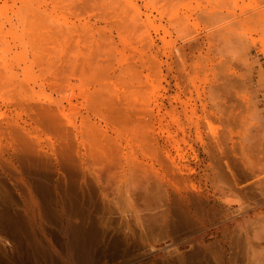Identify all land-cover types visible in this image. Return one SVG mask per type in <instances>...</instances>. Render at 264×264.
Instances as JSON below:
<instances>
[{
  "label": "bare ground",
  "instance_id": "obj_1",
  "mask_svg": "<svg viewBox=\"0 0 264 264\" xmlns=\"http://www.w3.org/2000/svg\"><path fill=\"white\" fill-rule=\"evenodd\" d=\"M15 1L14 2L17 4V0H15ZM21 1H23V0H21ZM48 1L50 2V0H48ZM61 1L65 2L67 0H65V1L61 0ZM73 1H75V0H73ZM80 1H83V0H80ZM86 1L90 2L91 0L90 1L86 0ZM102 1H101V3H102ZM132 1L133 0H130L131 3H132ZM213 1L215 2V0H213ZM7 2H6V6H7L6 10H8V7H9V4ZM70 2H71V0H70ZM93 2H96V5H97V1H92V5H94ZM113 2H115V1L113 0ZM125 2H128V0L127 1L125 0ZM46 3H47V1H46ZM59 3H60V1H59ZM111 3H112V1H111ZM117 3H116V5H117ZM3 4H4V6H3ZM31 4L33 5V3H31ZM37 4H38V2H37ZM44 4H45V2H44ZM56 4H58V1ZM132 4H134L136 6L135 3H132ZM251 4L252 3H250V5ZM11 5L12 4H10V8H11ZM32 5H29V6L32 7ZM40 5L43 6V4H41V2H40ZM52 5H53V3H52ZM65 5L69 7L70 4H65ZM73 5H76V4L72 3V6ZM107 5L110 6L112 4L108 3ZM252 5H254V4H252ZM257 5L259 6L260 4H258V2H257ZM6 6H5V3L3 2L0 7H6ZM16 6L17 5H15V7ZM46 6H47V4H46ZM46 6H45V8H46ZM62 6H63V4H61V7ZM81 6H82V4H81ZM102 6L99 7V9L102 8ZM135 6H134V8H135ZM230 6H232V4H230ZM58 7H60V6L58 5ZM76 7H77L76 10H78V9L80 10V8H81V7L78 8L79 5H77ZM76 7L74 6V7H71L70 9H72V8L75 9ZM88 7H89V4H88ZM90 7H94V6H90ZM107 7H106V9H107ZM233 7H234V5H233ZM32 8L34 10L35 7H32ZM32 8H31V10H32ZM39 8H41V7L39 6ZM63 8H65V7L63 6ZM89 8H87V10ZM1 9L3 10V8H1ZM18 9H19V6L17 7V11H18ZM104 9H105V4H104ZM104 9L102 8V10H104ZM120 9H121V4H120ZM9 10L11 11V9H9ZM9 10L7 11V14L9 12ZM39 10H44V9L41 8ZM50 10L52 11L53 9H50ZM89 10H92V8ZM93 10L96 11V7H95V9L93 8ZM137 10H140V8ZM5 11L4 12L2 11V13H6ZM17 11H15V12H17ZM47 11H49V10H47ZM53 11H55V9ZM68 11L69 10H67V13H69ZM83 11H85V10L83 9ZM83 11L80 13H83ZM106 11L107 10H105V13H106ZM263 11H264V9H263ZM12 12H14V8H13ZM21 12H22V7H21ZM73 12L77 13L78 11L73 10ZM113 12H114V9H113ZM119 12L120 11L118 9V13ZM124 12L125 11H123V14H124ZM139 12H141V11H139ZM35 13L37 14L38 11ZM40 13H38L39 16H41ZM59 13H62V12L60 11ZM64 13H65V11H64ZM64 13L62 14V16H64ZM70 13H72V12H70ZM89 13H90V18H91V16H92L91 12H87V14L86 13L85 14L83 13V14L88 16ZM97 13L98 12H96V14ZM118 13H115V14H118ZM143 13H145V12H143ZM19 14L21 15L22 13H19ZM19 14H18V16H19ZM38 14H37V17H38ZM78 14H79V12H78ZM108 14H109V11H108ZM202 14H204V13H202ZM217 14H219V13H217ZM259 14H261V13H259ZM2 15H4V14H2ZM29 15H30V13H29ZM42 15H43V13H42ZM49 15L50 14H48V16ZM51 15H53V13H51ZM250 15H252V13ZM46 16H45V18H46ZM62 16H60V17H62ZM70 16H71V14H70ZM75 16H77V14ZM99 16H100L99 19L102 18L101 17L102 13ZM148 16L150 17V15H148ZM12 17H13V15L11 16V18ZM15 17L18 18L17 16H14V18ZM51 17H53V16H51ZM84 17H86V16H83V18ZM121 17H123V15ZM203 17L206 18V16H204V15H203ZM4 18H5V20H7L5 15H4ZM11 18L8 17V20H7L8 23H9V21H11ZM34 18H36V17H34ZM62 18L64 19L65 17H62ZM67 18H69V17H66V19ZM90 18H89V21H90ZM113 18L111 17V19H113ZM18 19H21V18H18ZM38 19L45 20L43 18H38ZM53 19H54V17H53ZM79 19H81V18H79ZM119 19H121V18H119ZM125 19L130 20L127 17ZM178 19H177V22L179 21ZM258 19H259V16H258ZM41 20H40V22L39 21L38 22L42 24V27L45 26V28H46L48 25L50 26L51 22L49 23V21H48V24L45 22V21H47V19L44 21L47 26L44 25L45 23ZM103 20H106L105 17L103 18ZM114 20H116V17ZM127 20H126V22H127ZM149 20H152L151 17L148 19V22H146V23H149ZM12 21L14 22L15 20H12ZM19 21L20 20H18V24H20ZM35 21L34 22L32 21V23H35ZM63 21L66 22L65 19ZM71 21L73 22L72 19L70 20V22ZM74 21H75V19H74ZM96 21L94 23L97 24ZM109 21H107V22H109ZM139 21L140 20L138 19V23H139ZM142 21H144V19ZM146 21H147V19H146ZM24 22H26V21L24 20ZM58 22H60V21H58ZM58 22H57V24H58ZM81 22H79V23H81ZM86 22H84V23H86ZM115 22L116 21H114V24L113 23H111V24L115 25ZM126 22H124V24ZM150 22L153 23V21H150ZM173 22H175V20ZM27 23L29 25L28 28H25V26L23 27V28L27 29V31H28L29 27H30V29L32 27H35L34 25L31 27V25L29 24V23H31V19H30V22L28 21ZM118 23L120 24V22H118ZM143 23L144 22H142V27H144ZM0 24L2 25V22ZM13 24H16V23H13ZM65 24H64V27H65ZM98 24H99V22H98ZM134 24L136 25L135 22L132 25H134ZM1 25H0V27H1ZM51 25L53 28L56 27V24L51 23ZM62 25H59V26H62ZM92 25L94 26V24H92ZM92 25H90V26H92ZM106 25L105 26L103 25V27H107ZM135 25H134V27H135ZM37 26L39 27V25H37ZM59 26H57V27H59ZM66 26H68V25H66ZM72 26H74L75 29L77 27V26L72 24L71 28H72ZM81 26H82V28L84 27L83 25H81ZM81 26L79 28L80 31H81ZM86 26H85L86 29L91 28L87 24H86ZM123 26H120V27L118 26L120 28L119 30H121V27H123ZM125 26H127V24ZM125 26H124V28H125ZM129 26H131V25L129 24ZM14 27L16 28V26H14ZM18 27H20V26H17V28ZM97 27H99V26H97ZM101 27L102 26L100 25V28ZM134 27H133V29H134ZM142 27L140 26V32H141V30L143 31ZM21 28H20V30H22ZM59 28H61V27H59ZM59 28L57 30H59ZM96 28H94V31ZM107 28H105V29H107ZM124 28H123V30H124ZM228 28H230V27H227V31H228ZM99 29H97V30L100 33L101 31H99ZM112 29L113 28H111V30ZM10 30L12 31V29H10ZM34 30L37 31V28L35 27ZM46 30H48L50 32L49 29H46ZM83 30L84 29H82V31ZM91 30H93V28ZM91 30H90V33H91ZM129 30H132V29H129ZM138 30H139V27H138ZM11 31L6 33V34L9 35L11 33V35H12L14 32H11ZM48 31L43 30V32H45V33ZM113 31H115V30L113 29ZM126 31H125V33H128ZM16 32L19 34L18 29H17V31L15 30V33ZM21 32H23V31H21ZM49 32L47 34L50 35L51 33H49ZM57 32H58V34L60 32H63L61 34L66 33L65 29H64V31L60 30ZM98 32L95 31V33H98ZM216 32L217 31H215V33ZM2 33H5V31ZM17 33H16V37H17ZM33 33H34V31H33ZM33 33H32V35L28 36V41L25 40V42L27 41L26 43L29 42L28 46H30V43H31L32 47H34V52H33V54L31 53L32 54L31 57L28 56V51L26 50L27 47L25 48V45H26V43L24 42L25 36L24 35L19 36L22 33L18 35V41L19 40L20 41H19V44H17V45H21V46L24 45L25 49L21 48L23 51L20 50V52H19V49H18V51L16 50V52L12 51L13 50L12 48L13 47L15 48V46H17L16 44H14L15 43V40L13 39L15 37L14 35H12V36H14L12 38L14 43L12 46L10 44L11 49L8 50L10 47L6 46V47H8L6 49V47L3 46V48L4 47L5 48L0 51V250L2 251V253H0V256L2 255V257H0V264H9V263L10 264H54L53 260H52L53 258H50V256H49L48 249L40 241L41 240L40 238L42 237V235L40 236V238L38 236L39 231H41V232L44 231V229H43L44 219L41 216L42 215L41 210L44 207H46L48 211H51L49 213L51 215L50 218L52 216L54 217V218L52 217V221L55 220L62 227V229H64V231L66 232V236H67L68 242H69V246H68L67 251H70L72 253L77 264H92L93 261H96V260H93L95 258V256H96V259L98 256V254H95V247L97 249H100V250H101V248H98L97 247L98 245L93 247V245L94 244L96 245L98 242L97 240L100 239L99 238V236H100V232H99L100 229L99 228H101V226H106V224H107V226L108 225L112 226L113 224H117V225L119 224L118 226L120 227V224H122V228H125V230H127L126 227L128 228L127 225L129 224L128 223L129 221L127 219H129L128 217L130 216V214L132 212L131 210H130L129 216L127 217L126 216L127 214L124 215L125 213L123 214L122 212L119 211V209H116V207H114L113 209H116L117 213L119 211V213H118L119 220L116 219L117 221L114 220L116 218V215H114V216L112 215L113 217H115L113 220H112L113 217L105 216V214H107V212H111L110 214H112V212L114 211L113 209H109V206L111 208V205H110L111 201L112 200L115 201L114 199H116V201L118 199L122 200L123 198H121V196H124L125 194L128 195L129 199H131L130 203L133 202V204H132L133 205V213L135 215V218L137 219V223L142 224L143 222H147L150 225L152 224L153 228L158 223H159V225L161 223L163 225L164 230L161 229L159 225H157V226H159V228L156 226L157 230L159 231L161 229V231H159V232H162V230L164 232L166 230L165 229L166 226H164V225H169V223L172 225V228H173V231H171V232H175V230L179 229L180 226L181 227L187 226L189 224V222H191L190 221L191 218L189 217V214H187L184 211H181L182 209L180 211H177L176 213H175V211H173V215L176 216V222L173 221L174 220L173 218L172 219L170 218L171 203H172V200H170L172 197L170 198V196L173 195V196L179 197L178 198L179 200H189V199L195 198V200H197V202L198 201L199 202H207V204H208V203H210V200L212 199L211 194H210V188L205 186V187L201 188L200 190H196L193 192L192 191L193 189L190 190L192 187L189 189V187H187L185 185L182 186V184L187 185V183L193 182V178L190 175V172H189L190 169L189 168L187 169L189 164L186 163L187 162L186 156H185V153L183 152L184 148L181 147L182 145L180 146L181 140L176 138L178 134L175 133L176 135H174V133L171 130L169 125H165V124L163 125L162 122L160 124L161 126L157 125V122H156L158 120L157 117H160L161 121L163 120V116L161 114V111H162L163 107H165V105L160 106L159 99L152 100L153 99L152 95H154L153 94L154 93L153 87H155V84L153 83L154 86L152 85L153 87H149V85H151L152 83L149 82V80H147L146 78H145L146 79L145 81L142 79V81H144V83H145L144 84L143 82H141V84L143 83L142 85L141 84L140 85L133 84L130 81L131 78H130V80L127 79V83H129V84H126L125 81H126L127 75L126 76L123 75V77H121L122 73L124 72V70H123V72L121 71L122 73L120 72L121 74H119V76L122 78V80H124L123 82L127 85L126 86L124 84L126 88L121 89V87H118L120 89H115V88L113 89L111 87V83H109L108 79H106V77H105L106 72H104V69H103V66H106V64L107 65L111 64V63H107L103 60V59H105V56L107 57V55L108 54L110 55V53H108V54L106 53L107 55L105 53H104L105 55L103 54L104 58L101 60L102 62L103 61L105 62L104 63L105 65H103L102 62H100V58H99L100 56L103 57L102 52H98V50H100V49H98V50L96 49V45H99L97 43V37L99 38L98 41L100 40V38H102L104 40L109 39V38H105L106 36L105 37L103 36L104 38L101 37L103 35L102 34L103 32L101 33V35L99 34V36L96 37V41L95 40L92 41V43H91L92 48L91 49L87 48V50L88 49H90V50H88L87 53L85 52L86 55H84L82 59H80L82 56L79 58V56L71 55V54H70L71 56L69 55V57H67L66 55H64L65 53H63L64 50H63V52H60V51L55 52L54 50H52L53 53L47 52L48 50L47 49L44 50V49L46 48L45 46L49 42L48 41L46 42L45 40L49 39V35L45 34L46 37L48 36L47 37L48 39H46L45 35H40L39 32H38L39 35H38V33H37V35L36 34L33 35ZM68 33L71 34L70 32H68ZM82 33H84V32H82ZM90 33H89V35H90ZM104 33H106V32L104 31ZM122 33H123V31H122ZM133 33H134V31H133ZM135 33H137V32H135ZM217 33H219V31ZM229 33L227 32V34H229ZM58 34H56V37ZM86 34H87V32H86ZM142 34L143 33H141V35ZM1 35L2 34H0V37H2L1 39H3L4 35L3 36H1ZM52 35L54 36L53 38L56 41L55 34H52ZM52 35L50 38H52ZM71 35H73V33ZM71 35H69V36H71ZM77 35H79V33ZM106 35H107V33H106ZM130 35L132 36V33ZM136 35L138 36V33ZM230 35H231V33L228 36H230ZM62 36H60V37H62ZM73 36L75 37L76 34L74 33ZM73 36H72V39H73ZM90 36H88V37L86 36L87 40L89 39ZM107 36H109V35H107ZM119 36H121V35H119ZM16 37H15V39H16ZM92 37H94V35L91 36L90 38H92ZM122 37H120V38H122ZM58 38H59V36H58ZM64 38H65V36H64ZM68 38L70 41L71 37H68ZM80 38H81V35H80ZM84 38H83V40L86 39V38L85 39ZM113 38H112V40H113ZM126 38H127V34H126L124 39L126 40ZM131 38H133V37H131ZM221 38L225 39V37H223V35ZM226 38H228V37H226ZM231 38H233V37H231ZM60 39H63V38H60ZM146 39H147V36L145 38V41H147L146 43L149 42V44H147V45H150L151 41H148V39L147 40ZM5 40H6V37H5V39H3L2 42H4ZM50 40L51 39H49V41ZM52 40H51V42H52ZM63 40H62V42H63ZM73 40H74L73 43H75V39H73ZM77 40H78V43L81 45V43L79 42V41H81V39L77 38ZM87 40H85V41L88 45ZM221 40H223V39H221ZM230 40L231 39H229V43L232 42ZM10 41H12V40L8 39L5 41L6 43L4 42L5 44H2V45H6ZM58 41L59 40H57V42ZM64 41H66V40H64ZM21 42L23 45L20 44ZM57 42L53 43L52 48H53L54 44H57V45L59 44V46H60V43H57ZM67 42H68V40H67ZM71 42L70 43L68 42L70 45L67 44L69 46V48H70V46L72 48V49L70 48L71 49L70 52L73 51V49H76L77 47L80 46L79 44H76V43L75 44L79 45V46H77V47L73 46L74 44L72 43V45H71ZM128 42H130V41H128ZM224 42L226 44L227 41H224ZM224 42L222 41V43H224ZM0 43H1V41H0ZM146 43L144 46L145 48L148 47L146 45ZM112 44L114 45V43H111V45ZM152 44H153V42H152ZM43 45L45 48L42 49ZM91 45H89V46H91ZM101 45H103V44H101ZM104 45H105V43H104ZM62 46L63 45H61L59 47V48H61V51L63 49ZM100 46H98V48ZM136 46L137 45H135V48H136ZM0 47L2 48V46H0ZM84 47H87V46H84ZM84 47H83V50H84ZM102 47L103 46H101V48ZM107 47H109V46H106V49H107ZM48 48H49V46H48ZM64 49L66 52L67 47ZM81 49H78L80 51L79 52L80 54L82 53ZM78 50L77 49L74 50V53L77 52ZM85 50H86V48H85ZM110 50H112L111 47H110ZM130 50H131V48H130ZM10 51L14 52V54L11 55L10 57H8V54H10L8 52H10ZM103 51H105V50H103ZM67 52H68L67 54H69V50H67ZM100 53H101V55H99ZM114 55H115V53H114ZM160 55H162V54H160ZM129 56H131V55H129ZM139 57H137V58H139ZM150 57H152V56L150 55ZM155 57H154V59H155ZM151 59L153 60V58H151ZM156 59H155V61H153V63L152 62L151 63L157 64ZM14 62H15V64H16V62H20V63L23 62V65H21L19 63H17L15 65ZM109 62H112V61H109ZM122 63H124V58H123ZM146 65H148V64H146ZM110 66L112 67V65H110ZM129 68L130 67L127 68L129 70L128 73L131 71ZM134 68H136V67H134ZM146 69H149L148 66ZM154 70H155V67H154ZM137 71H134V72L136 73ZM136 74L132 75L130 72L128 75L129 76L131 75V77H134ZM138 74L136 75L137 76V78H136L137 82H138V79L142 77L141 74H139L140 77L138 76ZM147 75H148V77H150V74L147 73ZM234 75H235V73H234ZM120 77H118V78L121 80ZM220 77L221 78H220L219 82L214 84L212 87L213 92H220V91L225 92V91H227L229 89V87L233 86L232 85V84H234L233 81L236 79L235 78L233 80L234 77H232L228 72H226L225 74H223ZM122 80H121V83H123ZM136 80H134V82ZM151 80H153V79L151 78ZM117 81H118V79H117ZM139 81H140V79H139ZM146 82L147 83L149 82L151 84H149V83L147 84ZM157 83L161 87L160 83L159 82H157ZM149 88H152V90H150ZM156 89L158 90L160 88H156ZM74 90L79 91V94L81 95L80 97H82L83 102H84L86 113L79 114V112L75 110L76 108L73 109L72 105L75 104L74 99H76L75 98L76 96L74 95ZM228 92H230V91H228ZM228 94H229V100H217L215 102V104H214L215 112L206 113L204 116L205 120H204L203 124H201L199 121H197V123H195L197 125V129L200 130L201 133L203 132V129L207 127L206 126L207 123H210L209 129L207 127L208 131L210 130V127H211L209 134L206 135L207 137L205 136L206 142L205 141H204L205 143L201 142V144H204L203 145L204 156L202 157L201 161L206 163L205 164L206 169L204 172L207 173L208 179H211V181H212L211 187L214 188V191L217 192V194L218 193L221 194V193H223V191L220 189V187H218L214 183L217 182L218 180L223 181V180L228 179L229 181H232V185L234 188L238 187L237 189L239 191H242L245 193L247 191L249 193L250 197L256 195L258 197L257 199H258L259 205L264 206V159L261 157L262 158V162H261V161H259V158L257 156V153L259 154L258 151H259L260 146H264L263 145L264 142H263V138H262V135L264 132H262V134H261L260 133L262 131L260 129L261 127L259 125L255 126L256 123L254 124L253 121L252 122L250 121V119L253 118V116H252L253 114L250 115L251 117L249 115H248L249 117L247 116V112L250 113V111H248L249 106L251 107L252 111H253V109H254V111H256L258 108H257V106H255L256 108H252V106L254 107V105H255V101H254V103L251 102V104L253 103V105H248L249 100L247 101L246 99H242L238 95H236V97H235V95H233V93H228ZM218 96H219V94H218ZM157 98H159V95ZM162 100H163V98H162ZM261 102H263V101H261ZM256 103H257V101H256ZM74 106H76V105H74ZM77 110H79V109H77ZM257 111H259V109ZM215 122H217V123L214 125L213 123H215ZM179 127L182 129V131H181L183 134L182 141H186L185 138H186V136H188L187 130L184 126H181V124ZM257 127H259V128H257ZM200 135L201 134H199V136ZM201 136H203V135H201ZM191 146L192 145H190V147ZM201 148H202V146H201ZM261 148H260L261 149L260 152L263 150V147H261ZM174 150H176V154H174V152H173ZM263 153H264V150H263ZM256 156H257L258 161L260 163H257V161L254 162ZM259 156H261V154ZM250 165H255L251 168H254V167H257V168L246 171L247 167L248 166L250 167ZM243 167L246 169L244 170ZM193 170H195V169H193ZM193 170H190V171H193ZM243 170L246 172V174L248 172L249 173L248 175L255 177L254 178L255 180L252 181L251 183H246L245 185L240 186L238 183L239 179H238L237 175L244 174L245 172ZM240 173H242V174H240ZM194 174H196V173H194ZM242 176L245 177V174ZM250 176H248V177H250ZM246 177H245V179L248 178V177L247 178ZM240 178H241V176H240ZM242 180L243 179H241V181ZM195 188H196V186H195ZM163 193H164V195L166 194V196H168V199H165V197L163 199H160L161 196L159 194L162 195ZM175 199H177V198H175ZM218 199L220 200V203H221L222 199H220V198H218ZM124 200H122V202ZM164 200H166V201L164 202ZM42 201L46 202V205L44 203H42ZM116 201H115L116 205L113 204L114 202H112L111 204H113L115 206H118L117 205L118 203H119V206L122 204V208L124 207L123 209L127 210L125 208L127 205H123V203L121 201L116 203ZM125 201H127V200H125ZM125 204H128V202H126ZM174 204L175 203H173L172 206H174ZM207 204H206V206H207ZM82 205H86L88 207L87 208L88 211H86L84 209L85 211H83V214H82L83 217L81 218L83 221L79 222L75 219V217L78 214L77 212L81 211V213H82V209H81ZM198 205L199 204H197V206ZM195 206H194V208H195ZM202 206H203V204H202ZM230 206H228L229 208L227 207L228 213L226 214L225 218L223 219L224 235L228 239H230L232 237L234 232L236 233L238 230H240V231L244 230L243 220L244 221L247 220V223H248V217H250V214H251L250 213L248 215L240 216V214H243L241 212L251 211L250 209L246 210V208H247L246 206H244L245 208H243V210L245 209L246 211L245 210L239 211V214H234V212H232V210H231V212L229 211ZM92 207H95V211H92V209H93ZM128 207H129L128 209H132V208H130V206H128ZM185 207H188V206H185ZM231 207H233V206H231ZM106 208L109 210H106ZM200 208H202V210H203V207H200ZM204 208H205V205H204ZM68 209L69 210L71 209L69 213H67ZM179 209H180V207H179ZM179 209H177V210H179ZM187 209H189V208H187ZM222 209L224 210V206ZM234 209H236V208H234ZM57 211L59 213H57ZM44 212H45V210H44ZM84 212L86 213V215H84L85 214ZM123 212H124V210H123ZM75 213H77V214L75 215ZM113 214H116V213L114 212ZM47 215L48 214H46V216ZM263 215H264V213H263ZM44 216H45V214H44ZM258 218L259 217H257L256 220ZM260 218H261V216H260ZM46 219H49V218H46ZM131 219H132V215L130 216V219H129L130 223L132 221L135 222L134 221L135 219H132V220ZM87 221L89 222V224L87 223ZM171 221H173V222L171 223ZM216 221H218V219ZM254 221L255 220H253L251 223V220H250L251 224H249V225L252 226ZM133 222L131 223V225H135V224H133ZM218 222H217V224H218ZM262 222H263V220H262ZM262 222H261V224H263ZM124 223H126V225ZM123 224L126 227H123ZM149 224L147 225L148 227L150 226ZM153 224H155V225H153ZM211 224H213V223H211ZM255 224H256V221H255ZM257 224H259L257 226V229L260 232L264 231L262 228H259L261 225L260 222H258ZM152 226H150V227L152 228ZM112 227H114V226H112ZM141 227H144V226H141ZM222 227H223V225H222ZM107 228H106V231H109V230H107ZM155 228H154V230H155ZM196 228H197V226H196ZM198 228L196 230H198ZM111 229L113 231L115 228H111ZM128 229H131V228H128ZM136 229H138V228H136ZM221 229H220V231H222ZM250 229L251 228L249 227V230ZM252 229L254 230V224L252 226ZM255 229H256V227H255ZM133 230H134V228H133ZM129 231L131 232V230H129ZM144 231H146V230H144ZM166 231H168V230H166ZM220 231H218V232H220ZM255 231L259 232L257 230H255ZM255 231H253V232H255ZM197 232H201V231L198 230L195 233L197 234ZM202 232H203V230H202ZM249 232L251 233V231H249ZM256 232L253 235V237L255 236L254 237L255 239L257 237H259L258 235L264 234V232H261L258 234ZM237 233H239V232H237ZM237 233L234 234V237H235V235H238ZM140 234H142V233H140ZM217 234L219 235V233H217ZM252 234L253 233H251V235ZM144 235H146V234H144ZM144 235H143V237L145 238ZM204 235H205V233H204ZM210 235H212V234H210ZM131 237L133 238V236H131ZM241 237H242V235H241ZM245 237L248 240L250 239V237H252V236L249 237V233L247 230H245ZM197 239L198 238H196L195 240H197ZM240 239H239V243L241 245L242 241ZM42 240H43V238H42ZM134 240L138 241V238H135ZM223 240L224 239H222V241ZM234 240H233V242L232 241L229 242L228 249L231 248L232 250H234L236 247H238V244H234L235 243ZM236 240H237V238H236ZM259 240L262 241V237ZM117 241H120V240H117ZM125 241L127 242L129 240L127 239ZM211 241H213V240H211ZM227 242H228V240H227ZM263 242L264 241H262V243ZM139 243H140V241H139ZM210 243H212V242H210ZM223 243H224V241H223ZM250 243H252V242L248 241V247H250V249L248 248V250H249L250 254L248 255V257H247V255L245 257H247L248 259H252V261H253V259H255V260H257L256 261V263H257L258 260L260 261V259L262 257V255H260V252L262 253V250H264V249L259 250L258 248L259 247L264 248L263 247L264 245L261 244L260 241L256 244L253 243V245L255 244V247L253 245H250ZM185 244H188V243H185ZM193 244L194 245L191 246L193 249L192 253L190 252L191 257H192V258L191 257L190 258L193 260H190L189 257H188V260H186V258H184L183 255H181V256L178 255L179 256V257H177L178 259L176 258L173 261L171 260L172 263H169V264H177V263L186 264L188 262H190V264H207V262H204V260H203V255L205 254V252L207 253V251H208L207 249H209L207 247V245L206 244L201 245V243L196 245V242L195 243L193 242ZM240 245H239V247H240ZM246 245H247V243H246ZM99 246H100V244H99ZM241 246H243V245H241ZM203 247H205V248L207 247V249H204ZM211 247H213V245ZM243 247H244L243 249L246 248V246H243ZM255 248H257V249H255ZM245 250L246 251H244V250H242V252L240 251V254L242 253V255H243L244 254L243 252L247 253V249H245ZM257 250H259L258 251L259 254H257L258 253ZM188 251L189 250H187L186 252H188ZM226 251L227 250H225V252ZM97 252L98 251H96V253ZM176 252H177V249H176ZM209 252L211 253L212 251L209 250ZM64 253H65V251H64ZM216 253H217V251H216ZM263 253H264V251H263ZM176 254L173 253V255H176ZM256 254L260 255L259 256L260 258H258V256ZM169 255H168V257H169ZM253 255H254V257H253ZM38 256H40V258H37ZM207 256H208V253H207ZM215 256L216 255H214V257ZM233 256H237V255L235 254ZM234 258L236 259L237 257H234ZM234 258L232 257V254H231V256H229V259L232 260L233 263L235 262ZM241 258H243V257H241ZM241 258H239L238 260H240ZM165 259H166V257H165ZM227 259H228V257H227ZM248 259L245 258V260H244V258H243V260L241 259L240 262L238 261V264H242L244 262L241 263V261H246V260L248 261ZM262 259L263 260L260 262H261V264H264V256ZM160 260H162V259H160ZM215 260H217V259H215ZM259 263H257V264H259ZM162 264H167V262L163 261ZM249 264H250V262H249Z\"/></svg>",
  "mask_w": 264,
  "mask_h": 264
},
{
  "label": "rangeland",
  "instance_id": "obj_2",
  "mask_svg": "<svg viewBox=\"0 0 264 264\" xmlns=\"http://www.w3.org/2000/svg\"><path fill=\"white\" fill-rule=\"evenodd\" d=\"M14 1L15 0H6V1L5 0H0V6L2 5L3 2L5 3V6H6V2H7L9 4L8 10L11 9V11L9 10V12H8V14L10 13L9 14L10 16H9L7 14L8 10H6L7 6L6 7H0V9L3 8V10L1 9L3 12L6 10L5 11L6 13H2V11L0 10L1 11L0 12V21L2 20L1 21L2 25L0 24L1 25V27H0V32L1 33L0 34H2L1 36L4 35L6 37V40H8V39L12 40L9 43H7L6 45H2V44L6 43L5 42L6 40L4 41L5 42L4 43L2 41H3V39H5V37L3 36V39H1L2 37H0V39H1L0 40L1 41L0 46H2V48L0 47V51L2 49H4L6 46L10 47L8 49V50H10L11 46L14 43L13 39L15 40L14 44H16V45L19 44L20 40L18 41V35L21 34V33L22 34L19 35V36L24 35L25 36L24 37V42H25V40L28 41V36L32 35L33 31H34L33 35H35V34L37 35L38 32L40 33V35H45V34L49 35V34H47L49 31L46 30V29H49L50 30L49 33H51L49 35V39H51V40L53 39V40H52V42H51V40L49 41V39L47 38L48 36L46 37V35H45L46 39H48V40H45V41L46 42L48 41L49 43H47V45L45 44L46 48L43 45L42 49L43 48H45L44 50L47 49L48 50L47 52H52V50H54L55 52H58V51L63 52V50H64L63 53H65L64 55H66L67 57H69V55L71 54V55H77V56H79V58L82 56L80 58V59H82L83 56L86 55L87 51L92 48V45H91L92 41L93 40L96 41V37L99 36V34L101 35V33L103 32L102 33L103 35L101 37H103V36L105 37L106 36L105 38H109V39L104 40V39L100 38V40L98 41L99 38L97 37V43L99 45H96V49L97 50L100 49V50H98V52H102V55L104 53L105 54L106 53L107 54L110 53V55L106 54L107 57L105 56V59H103L105 54L103 55V57L100 56L99 58H100V62H102L101 60L103 59L105 62L111 63L110 65H112V67L110 65H107V64H106V66H103L104 72H106L105 73V77H106V79H108V82L111 83V87L113 89L114 88L115 89H120L118 87H121V89L126 88L125 85L129 84V83H127V79L130 80V78H131L130 81L133 84H135V85H140L141 82L144 83V81L147 79V80H149V82L152 83L151 84V83L148 82L149 84H151V85H149V87H153L154 84H155V87L157 86L156 88H160V89L157 90L155 87H153L154 88V93H153L154 95H152L153 96L152 100L159 99L160 106L165 105V107H163V109L161 111V114L163 116V120L161 121L160 117H157L158 120L160 121V122L158 120L156 121L157 125L161 126L160 124L162 122L163 125L165 124V125H169L170 126V128L173 131L174 135L178 134L176 138L181 140V143L180 142L179 143H180V146L182 145L181 147L184 148L183 152L185 153L186 161H187V162L186 161L185 162L190 165V166L188 165L187 169L188 168L190 170L195 169L193 171L189 170L190 175L193 178V182L187 183V185L186 184H182V186L185 185V186L189 187V189L192 187L190 190L193 189L192 190L193 192L196 191V190H200L201 188H203L205 186L210 188V194H211V198L212 199L210 200V203H208V204H207V202H199V201L197 202V200H195V198L194 199H189V200H179L178 199L179 197H176V196H173V195L170 196V198L172 197L170 199V200H172L170 218L171 219L173 218L174 219L173 221L176 222V216L173 215V211H175V213H176L177 211H180L181 209H182L181 211H184L187 214H189V217L191 218L190 219L191 222H189V224L187 226H184V227L180 226L179 229H176V230L174 229L175 232H171V231H173V228H172V225L170 223H169V225H164V226H166L165 229L168 230L169 232L166 231V230L163 232L164 228H163V225L161 223H160V225H159V223L157 225H159L160 228L163 229L162 232H159V231H161V229L159 231L157 230V227L159 228V226H157V225H156L157 227L154 226V228L156 227L155 230H154L152 224L150 225L147 222H143L142 223L143 225L140 224V223H137V219L135 218V215L133 213V205H132L133 202L130 203L131 199L128 198V195L125 194L124 196H121V198H123L122 200H124V199L127 200V201L124 200L125 202L124 201L122 202V200H119L118 198H117L118 199L117 201H116V199H114V200L116 201V203L121 201L123 203V205H127L125 208L129 212L127 210L123 209L124 207L122 208V204L119 206V203H118L117 205L119 207L115 206L116 205L115 201L112 200L111 203L114 202L113 204H115V205L110 203L111 208L109 206V209H113L114 207H116V209H119L120 212H122L123 214L125 213L124 215L127 214L126 215L127 217L129 216L130 210H131L132 212H131L130 216L132 215V219H135L134 221L136 223L132 221L133 224H135V225H131L132 222L130 223V220H129L130 216H129L128 217L129 219H127L129 221L128 222L129 224L127 226H128V228H131V229H128L126 226H124V224L126 225V223L123 224V227H126L127 230H125V228H122V224H120V227L118 226L119 224L118 225L117 224H113L112 226H114V227H112L111 225L107 226V224H106V226H101V228H99L100 229L99 230V232H100L99 238L100 239L97 240L98 242H97L96 245L95 244L93 245V247L98 245L97 247L101 248V250L97 249L95 247V254H98V256H97V259H96V256H95V258L93 260H96L97 262L93 261L92 264H94L95 262L97 264H160L161 262L163 263V261H165V262H167V264H169V263H172L173 260H175L177 257H179L181 255H183L184 258H186V260H188V257H189L190 260H193V259H191L192 258L191 257V253H192V250H193L191 246L194 245L193 242L194 243L196 242V245L200 244V243H201V245L202 244L203 245L206 244L207 247L209 248V249H207V247L206 248L203 247L204 249L208 250L207 251L208 256H207L206 252L203 255V260H204V262H207V264H209V263L210 264H212V263L213 264H238V261L240 262L241 259L242 260H243V258H244V260H245V258L248 259L247 257L250 254L249 250H248V248L250 249V247H248V241L252 242V243H250V245H253V243L256 244L259 241L261 242V244L264 245V242L262 243V241H264L263 240L264 239V234L263 233H262L263 235H258L260 238L257 237L255 239L254 238L255 236L253 237V235L256 232L255 230L259 231L257 229V226L259 224H257V223L260 222V224H261L262 220H263V222H262L263 224H261L259 228H262L264 230V228H263L264 227L263 226L264 225V215H263L264 206L263 205H259V202H258V199H257L258 197L256 195L250 197L249 193L247 191H246V193L242 192V191H239L237 189L238 187L234 188L233 185H232V181H229L228 179L227 180H223V181L218 180L217 182L214 183L215 185L220 187V189L223 191V193H221L222 195L219 194V193L217 194V192L214 191V188L211 187V185H212L211 179H208L207 173L204 172L205 169H206V167H205L206 163L201 161L202 157L204 156V148H203L204 144H201V142L202 143L206 142V137H207L206 135L209 134V132L211 130V127H210V130L208 131L210 123H207L206 126L208 127V129H207V127L204 128L202 133L200 132V130L197 129V125L195 124V123H197V121H199L201 124H203V122L205 120L204 119L205 114L208 113V112H215V109H214L215 102L217 100H229V94L228 93H233V95H235V97H236V95H238L242 99H246L247 101L249 100L248 105H253V103L255 101V105H254V107L252 106V108H256L255 106H257L259 111H257L258 109L257 110L255 109L256 111H254V109H253V111H252L251 107L249 106L248 111H250V113L247 112V116L248 115L250 116L251 114H253L252 115L253 118H251V119L249 118L250 121L251 122L253 121L254 124L256 123L255 126L259 125L261 127L260 128L262 130L260 132L261 134H262V132H264V11H263V9H264V3H263L264 0H259V1L258 0L257 1L256 0H230V1L229 0H222V1L221 0H215V2L213 0H136V1L133 0L134 2L132 1V3H135L136 6L134 4H132L130 2V0H128V2H125V0H114L115 2H113V0H103V1L102 0H100V1L99 0H91V1L89 0L90 2H87L86 0H83V1H80V0L73 1V0H71V2H70V0H67V1L64 0L65 2H63L61 0H50V2L48 0H44V1L42 0L43 2L41 0H23V1H21V0L18 1L17 0V4L15 3L16 1L15 2ZM36 1L38 2V4H37ZM46 1H47V3H46ZM57 1H58V4H56ZM59 1H60V3H59ZM92 1H97V5H96V2H93L94 5H92ZM101 1H102V3H101ZM111 1H112V3H111ZM30 2L33 3V5ZM40 2H41V4H43V6L40 5ZM44 2H45V4H44ZM257 2L261 6L260 5L258 6ZM52 3H53V5H52ZM64 3L65 4H70L71 6L69 5V7H68ZM72 3L73 4L75 3L76 5L72 6ZM80 3L82 4V6H81ZM108 3L112 4V5L109 6V5H107ZM116 3H117V5H116ZM250 3H252L254 5H252V4L250 5ZM10 4L13 5V6L11 5V8H10ZM46 4H47V6H46ZM61 4H63V6L65 8H63V6L61 7ZM88 4H89V7L90 6H94V7H90L89 8ZM104 4H105V9H104ZM120 4H121V9H120ZM230 4H232V6H230ZM15 5H17V6L15 7ZM29 5H32V7H35L34 10ZM58 5L60 7H58ZM77 5H79L78 8L81 7L82 9L80 8V10L79 9L76 10L77 9V7H76ZM233 5H234V7H233ZM3 6H4V4H3ZM18 6H19V9L17 11V7ZM39 6L42 9H44V10H39V9H41V8H39ZM45 6H46V8H45ZM74 6L76 8L75 9L72 8V9L74 11H78L80 15L78 14V12L75 13V12H73L72 9H70L71 7H74ZM101 6H102V8L104 10H102V8L99 9V7H101ZM134 6H135V8H134ZM12 7L14 8V12H12L13 11ZM21 7H22V12H21ZM30 7L32 8V10H31ZM86 7L89 8V9L92 8V10H89V9L87 10ZM95 7H96V11L93 10V8L95 9ZM106 7H107V9H106ZM117 8L120 11L119 13H118V9ZM139 8H140V10H137ZM50 9H53V10L55 9L56 12L53 11V10L51 11ZM83 9L85 11L86 10L87 11L85 12V11H83ZM113 9H114V12H113ZM47 10H49V11H47ZM67 10H69L68 11L69 13H67ZM105 10H107L106 11L107 14H108V11H109L108 15L105 13ZM15 11H17V12H15ZM37 11H38V13L41 12L40 13L41 16H39V14L37 13L38 14V17H37V14L35 13ZM60 11L62 13H59ZM64 11H65V13H64ZM82 11H83L84 14L85 13L87 14V12H91V15H92L91 18H90V13L87 16V15H84L83 13H80ZM123 11H125L124 14H123ZM139 11H141V12H139ZM70 12H72V13H70ZM96 12H98V13L100 12V13L96 14ZM143 12H145V13H143ZM19 13H22V14L20 15ZM29 13H30V15H29ZM42 13H43V15L44 14L45 15L43 16ZM51 13H53V15H51ZM63 13H64V16H62ZM101 13H102V16H101L102 18H100L101 19L100 20L99 19V17H100L99 15ZM115 13H118V14H115ZM202 13H204V14H202ZM217 13H219V14H217ZM251 13H252V15H250ZM259 13H261V14H259ZM2 14H4L6 16L7 20H8V17L11 18L12 15H13V17L11 18V21H9V23H8V21L5 20L4 15H2ZM18 14H19V16H18ZM48 14H50L49 15L50 17L48 16ZM70 14H71V16H70ZM76 14H77V16H75ZM109 15L112 18L113 17L114 18L111 19V17ZM122 15H123V17H121ZM148 15H150L152 20H149V23H146V22H148V19L150 18ZM203 15L206 16V18L203 17ZM257 15L259 16V19H258ZM14 16H17L18 18H21L23 21L21 19L16 18V17L14 18ZM45 16H46V18H45ZM51 16H53L54 19ZM60 16L65 17L64 19L66 20V22L63 21L64 19L62 17H60ZM83 16H86L87 18L84 17L85 18L84 19ZM34 17H36V18H34ZM66 17H69V18L66 19ZM76 17L78 19L81 18V19H79L80 21ZM104 17H105V19L107 21L110 20L111 22L109 21L110 22L109 23L106 20H103ZM115 17H116V20H114ZM118 17L121 18V19H119ZM126 17L128 19H130V20L125 19ZM38 18H43L45 20L47 19V21L41 20V19H38ZM89 18H90V21H89ZM30 19H31V23H32V21L34 22L37 19L35 21L36 24L35 23H32V24L29 23L31 25V27L34 25L37 28V31H35L36 29L34 30L35 27H32L31 29L29 27L28 31H27V29H25V28H28L29 25H28L27 22L28 21L30 22ZM71 19L73 20V22L72 21L70 22ZM74 19H75V21H74ZM138 19L140 20L139 23H138ZM143 19H144V21H142ZM146 19H147V21H146ZM177 19L180 22L179 21L177 22ZM12 20H15V21L13 22ZM18 20H20L19 21L20 24H18ZM24 20L26 22H24ZM40 20L43 21V22L45 21L47 24H48V21H49V23L51 22L52 24H56V27L53 25L55 27V28H53L51 23H50V26L49 25L47 26L46 23L44 22L45 23L44 25H46L47 27L45 28V26H43L44 27L43 28L42 24L39 23ZM113 20L116 21V22L117 21L120 22V24L123 22L122 24L124 26L127 24V26H125V28H124V26L122 24L120 25L118 22L117 23L115 22V25H113L114 24ZM126 20H127V22H126ZM174 20H175V22H173ZM58 21H60V22H58ZM95 21L97 22V24L94 23ZM150 21H153V23L150 22ZM57 22H58L59 25H62V24L63 25L59 26L57 24ZM79 22H81V23H79ZM84 22H86V23H84ZM98 22H99V24H98ZM124 22H126V23L124 24ZM134 22L136 23V25L134 24L135 27H134V25H132ZM142 22H144L143 23L144 27H142ZM13 23H16V24H13ZM111 23H113V24H111ZM64 24H65V27H64ZM72 24L77 26L76 29H75L74 26H72L73 29L71 28ZM86 24L89 25V27H91V28L90 29L89 28L86 29V27H87ZM92 24H94L95 27ZM129 24L132 27L129 26ZM13 25L16 26V28H17V26H20V27L17 28L18 32H19V34L16 32L17 33V37H16V33H15V30L17 31V29ZM37 25H39L40 28ZM66 25H68V26H66ZM81 25H83L84 27L82 28ZM90 25H92V26H90ZM100 25L102 26L101 28H100ZM103 25L104 26L106 25L107 27L109 26L110 28L109 27L108 28L107 27H103ZM117 25L119 27L123 26V27H121V30L123 31V33H122L121 30H119L120 28ZM24 26H25V28H23ZM57 26H59L61 28H59ZM80 26H81V31L79 29ZM97 26H99V27H97ZM140 26L143 28V31L141 30V32H140ZM133 27H134L135 30L133 29ZM138 27H139V30H138ZM227 27H230L231 29L228 28V31H227ZM9 28L12 29V31ZM20 28L22 30H20ZM58 28H59V30H57ZM92 28H93V30H91ZM94 28H96L95 29L96 32H98L97 29L100 28L99 31H101V32L100 33L99 32L95 33ZM105 28H107V29H105ZM111 28H113L115 31H113V29L111 30ZM123 28H124V30H123ZM64 29H65V32L67 34L66 33L65 34H61L63 32H60L58 34L57 31H60V30L64 31ZM82 29H84V30L82 31ZM125 29L126 30L127 29L128 30L132 29V30H129V31L127 30L126 31ZM43 30L44 31H48V32L45 33V32H43ZM90 30H91V33H90ZM4 31H5V33H2ZM10 31L14 32L12 35H14L16 37V39H15L14 36L11 35V33L9 34L10 36L6 34V33L10 32ZM21 31H23L24 33L21 32ZM104 31L109 36H107L106 33H104ZM125 31L128 32V33H125ZM133 31H134V33H133ZM215 31H217V32L219 31V33H217V32L215 33ZM68 32H70L71 34L73 33V35L75 33L76 36L74 37L73 35L69 34ZM82 32H84V33H82ZM86 32H87V34H86ZM135 32L138 33L139 37L136 35L137 33H135ZM227 32L228 33L230 32L231 33L230 36L233 37V38L228 36L230 33L227 34ZM39 33H38V35H39ZM78 33H79V35H77ZM89 33H90L91 36L94 35V37H92L93 39L90 38L91 36L89 35ZM129 33L130 34L132 33V36ZM141 33H143L144 35L143 34L141 35ZM52 34H55V37H56V34H58L57 37H56V41L53 38L54 36ZM84 34L87 37L90 36L88 40H87V37ZM126 34H127V38H126L127 41L124 39ZM51 35H52V38H50ZM69 35H71V36H69ZM80 35H81V38H80ZM119 35H121V36H119ZM222 35H223V37H225L226 40L224 38H221ZM58 36H59V38H58ZM60 36H62V37H60ZM64 36H65V38H64ZM72 36H73V39H75V43L76 44H79L77 38L81 39V41H79L81 43V45L79 44L80 46L76 45L75 43H73L74 40L72 39ZM146 36H147L148 41H151L150 42L151 46L147 45V44H149V42L146 43L147 42V41H145ZM68 37H71L70 41H69ZM120 37H122V38H120ZM131 37H133V38H131ZM226 37L231 39L230 41H232V42L229 43V39L226 38ZM60 38H63L66 41H64L63 39H60ZM83 38L85 40H87L88 45H87L86 41L83 40ZM112 38H113V40H112ZM221 39H223V40H221ZM57 40H59V41L57 42ZM62 40H63V42H62ZM67 40H68L69 43L72 41L71 45L73 43L74 44L73 46H76V47L79 46L77 48L75 47L77 50L82 48L81 51H82L83 54L82 53L80 54L79 50L74 53V50H76V49H73V51H71L72 52L71 53L70 50L72 48H71V46H70L71 49L69 48L68 45H70V44L67 42ZM53 41L57 42V43H60V46L63 45L62 46L63 47L62 51H61V48H59L60 47L59 44L58 45L54 44V46L52 48V45L54 43ZM100 41L101 42L103 41V42L101 43ZM128 41H130L131 43L128 42ZM222 41L223 42L227 41V42L225 44V42L222 43ZM22 42L20 44H22ZM152 42H153V44H152ZM104 43H105V45H104ZM111 43H114V45L112 44L113 45L112 46ZM145 43L148 46L146 48L144 47ZM10 44H11V46H10ZM101 44H103V45H101ZM26 45H25V48L27 47L26 50L28 51V56L31 57L33 52H34V47H32L31 43H30V46H28L29 42L26 43ZM89 45H91V46H89ZM100 45L103 46V47L101 48ZM135 45H137L136 48H135ZM3 46H5V47L3 48ZM48 46H49V48H48ZM65 46L67 47V50H69V54H67L68 53L67 50L65 52V49H64V48H66ZM82 46L83 47L87 46V47H84V50H83ZM98 46H100V47L98 48ZM106 46H109V47H107V49H106ZM8 47H6V49ZM110 47H111L112 50H110ZM21 48L23 49L24 45L23 46L17 45V46H15V48L14 47L12 48L13 49L12 51L16 52V50L18 51V49H19V52H20V50H22ZM85 48H86V50H85ZM87 48H90V49L87 50ZM130 48H131V50H130ZM103 50H105V51H103ZM14 52H11V51L8 52V53H10V54H8V57L13 55ZM114 53H115V55H114ZM160 54H162V55H160ZM99 55H101V53ZM129 55H131V56H129ZM150 55L152 57H150ZM137 57H139V58H137ZM154 57H155V59L157 58L156 59V61H157L156 63L157 64H155V63L152 64L153 61H155ZM123 58H124V63H122L123 62ZM151 58H153V60ZM104 61L102 62L103 65H105ZM109 61H112L113 63L109 62ZM17 63L23 65V62L22 63L16 62V64ZM14 64H15V62H14ZM146 64H148V65H146ZM147 66H148L149 69H146ZM128 67H130L129 69L131 70L130 72H131L132 75L136 74V73L137 74L139 73V74L142 75V77L139 78L140 76L138 74V76H139L138 78L140 79V81H139V79H138V82L136 80V78H137L136 75L137 74L134 77H131V75L130 76L128 75L130 73V72L128 73V71H129L127 69ZM134 67H136V68H134ZM154 67H155V70H154ZM123 70H124V72H123ZM134 71H137V72L135 73ZM120 72L122 73L121 77H123V75L124 76L127 75V78L125 77L126 78V81H125L126 84L123 82L124 80H122V78L119 76V74H121ZM226 72H228L232 77H234L233 80L235 78L237 80L235 79L236 81L235 80L233 81V83H234V84H232L233 86L229 87V89L227 91H225V92H223V91L213 92V90H212L213 85L216 84L217 82H219V80L221 78L220 76H222ZM147 73L150 74V77L154 81L151 80L150 77H148ZM234 73H235V75H234ZM118 77L121 78L123 83H121V80ZM117 79H118V81L120 83L117 81ZM142 79L144 81H142ZM134 80H136V81L134 82ZM156 81L160 83L161 87L159 86V84ZM149 89L152 90V88H149ZM228 91H230V92H228ZM218 94H219V96H218ZM74 95L76 96L75 97L76 99H74V103L75 104L72 105L73 109L76 108L75 110L78 111L79 114L86 113L84 102H83L82 97H80L81 95L79 94V91L78 90H74ZM158 95H159V98H157ZM162 98H163V100H162ZM256 101H257V103H256ZM261 101H263V102H261ZM251 102H253V103L251 104ZM74 105H76V106H74ZM77 109H79L80 111L77 110ZM216 123L217 122H215L213 124L215 125ZM180 124H181V126H184L186 128V130H187L188 136H186V138H185L186 141H182L183 134L181 132L182 129L179 127ZM257 128H259V127H257ZM199 134L203 135L204 137L201 136V135L199 136ZM262 138H263V142H264V133L262 135ZM190 145H192V146L190 147ZM263 145H264V143H263ZM201 146H202V148H201ZM261 147H263V150H264V146H260V148ZM260 148H259V151H258L259 154L257 153V156L259 158V161L262 162V158L264 159V155H263L264 153H263V150L261 151L263 154L260 152V150L262 149V148L261 149ZM173 152H174V154H176V150H174ZM260 154H261V156H259ZM257 156H256L254 162L257 161V163H260L258 161ZM253 166H255V165H250V167L248 166L247 169L244 168V167L243 168H244V170L246 169V171L252 170L254 168H257V167L251 168ZM201 172L202 173L204 172L203 173L204 175ZM194 173H196V174H194ZM240 174H242V173H240ZM244 174H245V177L246 176L247 177L250 176V175H248L249 174L248 172H247V174H246V172ZM244 174H242V175H244ZM242 175H237V177L239 179L238 183H239L240 186L245 185L246 183H251L252 181L255 180L254 179L255 177H253V176H250L248 178L246 177L247 179H245V177L242 176ZM240 176H241V178H240ZM241 179H243V180L241 181ZM195 186H196V188H195ZM164 193L162 195L159 194L161 196V197L159 196L160 199H163L164 197H165V199H168V196H166V194L164 195ZM175 198H177V199H175ZM218 198L222 199L221 203H220V200ZM165 201L166 200H164V202ZM126 202H128V204H125ZM42 203H44L46 205V202L42 201ZM173 203H175L174 206H172ZM197 204H199L198 205L199 207L197 206ZM202 204H203V206H202ZM206 204H207V206H206ZM204 205H205V208H204ZM230 205L233 206V207H231ZM128 206H130V208H132V209H128L129 208ZM185 206H188V207H185ZM194 206H195V208H194ZM223 206H224V210L222 209ZM228 206H230V210L229 211L231 212V210H232V212H234V214H239V211H244L245 209L243 210V208H245L244 206H246L247 207L246 210L250 209L251 211H249V212H241L243 214H240V216L248 215L250 213H251L250 217L252 216L251 218L248 217V223H247V220H245V221L243 220L244 230H241V231L238 230L237 232H239V233L236 232L238 235H235V237H234V234H236V233L234 232L232 237L230 238L231 240L228 239L224 235V222H223V219L225 218L226 214L228 213V211H227V209L229 208ZM179 207H180V209H179ZM200 207H203V210ZM87 208L88 207L86 205H82L81 206L82 213H81V211L77 212L78 214L75 213V215L77 214L76 217H75V219L77 221H79V222L83 221L81 219L83 217L82 214H83V211H85V210L88 211ZM92 208H93L92 211H95V207H92ZM176 208L179 209V210H177ZM187 208H189V209H187ZM234 208H236V209H234ZM109 209L106 208V210H109ZM116 209H113L114 211L112 210L113 211L112 214H110L111 212H107V214H105V216L113 217L114 215H116V218L113 217L112 220L114 218H115L114 220H116V219L119 220V217H118L119 211L117 210L118 211V213H117ZM44 210H45V212H44ZM70 210L68 209L67 213H69ZM123 210H124V212H123ZM41 211H42L41 212V214H42L41 216L44 219V222H43L44 231L43 232L39 231L38 232L39 233L38 236L40 238V236L42 235V237L40 238L41 239L40 241L48 249L50 258H53L52 259L53 263L54 264H77V262L75 261L72 253L70 251H67L68 250V246H69V242H68V238L66 236V232L64 231V229H62V227L55 220L52 221V217L53 216L50 218L51 215L49 214L51 211H48L46 207L42 208ZM114 212L116 214H113ZM57 213H59V212L57 211ZM44 214H45V216H44ZM46 214H48V215L46 216ZM84 215H86V213ZM260 216H261V218H260ZM257 217H259L257 219L258 221L256 220ZM46 218H49V219H46ZM217 219H218L219 222L216 221ZM252 219L256 221V224H255V221L253 223L254 224V230L252 229L253 224H252V226L249 225V224L252 223V221H253ZM250 220H251V223H250ZM173 221H171V223ZM217 222H218V224H217ZM87 223L89 224L88 221H87ZM211 223H213V224H211ZM148 224L150 226H152L153 229L150 226L148 227L147 226ZM140 225L144 226V227H141ZM153 225H155V224H153ZM222 225H223V227H222ZM247 225L251 228L250 230H249V227ZM196 226H197V228L199 227L198 230L201 231V232H197V234L195 233L196 231H198V230H196L197 229ZM105 227L106 228L110 227L109 229L107 228V230H109V231H106ZM135 227L138 228V229H136ZM255 227H256V229H255ZM111 228H115L113 230L114 232L112 231ZM133 228H134V230H133ZM220 229L222 231H220ZM129 230H131V232ZM144 230H146V231H144ZM202 230H203V232H202ZM245 230L248 231L249 237L252 236V237H250L249 240L246 239V237H245ZM218 231H220V232H218ZM249 231H251V233H253V234L251 235V233ZM253 231H255V232H253ZM261 232H264V231H261ZM261 232L259 231V232H256V233L258 234V233H261ZM140 233H142V234H140ZM204 233H205V235H204ZM217 233H219V235ZM144 234H146V235H144ZM210 234H212V235H210ZM143 235L145 236V238L143 237ZM241 235H242V237H241ZM131 236H133V238ZM195 237L198 238V239L195 240L196 239ZM261 237H262V241L259 240V239H261ZM42 238H43V240H42ZM135 238H138V241L134 240ZM221 238L224 239L223 240L224 243H223ZM236 238H237V240H236ZM127 239L129 241L126 242L125 240H127ZM239 239L242 241L241 245L246 246L245 249H247V253L248 254L246 252H243L245 255L244 254L242 255V253L240 254V251L242 252V250H244V251H246V250L243 249L244 247L240 245ZM117 240H120V241H117ZM211 240H213V241H211ZM227 240H228V242H227ZM229 240L232 241V242L234 240L235 241L234 244H238V247H236L234 249L235 251L232 250L231 248L228 249V245H229V242H230ZM139 241H140V243H139ZM209 241L212 242V243H210ZM185 243H188V244H185ZM246 243H247V245H246ZM99 244H100V246H99ZM255 244L253 245L254 247H255ZM212 245H213V247H211ZM239 245H240V247H239ZM257 248H255V249H257ZM176 249H177V252H176ZM258 249L262 250L264 248H260L259 247ZM187 250H189V251L186 252ZM209 250L212 251V252L210 253ZM225 250H227V251L225 252ZM259 250H257V252ZM64 251H65V253H64ZM96 251H98V252L96 253ZM216 251H217V253H216ZM263 251L264 250H262V253L260 252V255H262L260 261L263 260L262 259L263 256H264L263 255L264 254ZM0 253H2L1 250H0ZM173 253H175V254L177 253V254L173 255ZM231 254H232L233 258L237 257L236 259L234 258V260H235L234 263L232 262V260L229 259V256H231ZM235 254L237 256H233ZM257 254H259V252ZM168 255H169L170 258L168 257ZM214 255H216V256L214 257ZM246 255H247V257H245ZM260 255H257L258 258H260L259 257ZM0 257H2V255ZM165 257H166V259H165ZM227 257H228V259H227ZM238 257L239 258L243 257V258L238 260L239 259ZM253 257H254V255H253ZM37 258H40V256H38ZM160 259H162L163 261L160 260ZM215 259H217L218 261L215 260ZM248 261L250 262V264H257V263L260 262L258 260V262L256 263L257 260H255V259H253V261H252V259H248ZM248 261L247 260L246 261H241V263L244 262L242 264H245V263L249 264ZM177 264H179V263H177ZM186 264H190V262H188ZM259 264H261V262Z\"/></svg>",
  "mask_w": 264,
  "mask_h": 264
}]
</instances>
